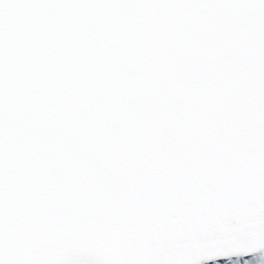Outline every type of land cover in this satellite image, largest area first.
I'll return each mask as SVG.
<instances>
[{"label":"snow or ice","instance_id":"obj_1","mask_svg":"<svg viewBox=\"0 0 264 264\" xmlns=\"http://www.w3.org/2000/svg\"><path fill=\"white\" fill-rule=\"evenodd\" d=\"M258 252L264 0H0V264Z\"/></svg>","mask_w":264,"mask_h":264},{"label":"rangeland","instance_id":"obj_2","mask_svg":"<svg viewBox=\"0 0 264 264\" xmlns=\"http://www.w3.org/2000/svg\"><path fill=\"white\" fill-rule=\"evenodd\" d=\"M261 255H264V252L260 253L257 255V259H259L261 257Z\"/></svg>","mask_w":264,"mask_h":264}]
</instances>
